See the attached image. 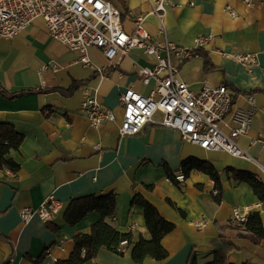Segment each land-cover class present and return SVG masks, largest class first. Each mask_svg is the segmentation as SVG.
Here are the masks:
<instances>
[{
  "label": "crops",
  "instance_id": "1",
  "mask_svg": "<svg viewBox=\"0 0 264 264\" xmlns=\"http://www.w3.org/2000/svg\"><path fill=\"white\" fill-rule=\"evenodd\" d=\"M109 1L120 9L128 33L145 16L153 42L167 38L194 48L197 36L210 37L203 54L180 66L178 77L194 90L206 82L227 85L235 108H249L247 97L253 96L256 115L248 133L237 142L254 160L185 141L179 130L160 124L161 111L139 134L122 136L121 95L128 88L144 95L151 92L155 81L145 83L138 70L154 64L156 57L136 47L122 59L109 60L101 49L91 47L87 51L91 63L85 65L79 61L80 52L53 38L45 22L37 19L13 38L0 37V86L7 92L0 91V122L12 123L24 135L19 149L7 155L19 169L13 171L9 164L0 168V264H55V258H68L75 236L90 233L99 219L92 212L76 225L68 224L65 212L70 202L108 193H115L117 199L110 221L122 232L133 231L136 240L150 237L143 207L132 205L137 194L175 225L162 240L168 256L163 260L147 257L141 264H188L194 253L203 264L212 259L211 252L222 238L230 245L231 262L264 264V239L256 243L232 219L238 206L249 214L259 212L264 226V200L248 182L228 171L248 170L264 183V0H254L253 6L242 0H172L176 6L165 16L166 38L158 18L149 13V0ZM228 6L237 17L226 10ZM241 52L254 53L256 62L240 63L230 55ZM24 90L28 92L9 96ZM86 92L112 109L116 120L92 126L81 110ZM191 156L209 161L219 171L220 203L215 200L214 180L204 172L193 170L181 184L168 180L167 173L178 172L181 161ZM50 195L63 202L60 213L51 222L35 216L24 223L21 209L38 207ZM199 220L206 223L198 227ZM48 247L50 254L37 263ZM85 264L136 263L131 247L124 246L122 254L101 248Z\"/></svg>",
  "mask_w": 264,
  "mask_h": 264
},
{
  "label": "built area",
  "instance_id": "2",
  "mask_svg": "<svg viewBox=\"0 0 264 264\" xmlns=\"http://www.w3.org/2000/svg\"><path fill=\"white\" fill-rule=\"evenodd\" d=\"M242 1L248 6L255 4L254 0ZM149 3V13L158 18L160 30L166 38L165 16L167 10L176 4L172 0H149ZM226 10L232 17H237L235 9L228 6ZM37 19L45 22L53 38L71 51L80 52L79 61L85 65L91 63L87 55L91 47L101 49L109 60L122 59L136 47H143L147 55L156 57L154 64L138 70L145 83L151 79L155 81L151 92L144 95L128 88L121 95L124 109L120 126L122 136L139 134L148 123L154 122L155 113L161 111L164 116L160 124L179 130L185 141L205 150L225 151L254 160L237 142L240 136L248 133L256 115L253 96L247 97L249 108H235L234 95L227 85L214 86L206 82L201 89L194 90L178 77L180 66L194 56L195 49L204 48L210 37L197 36L194 48L181 47L167 38L163 43L153 42L145 27V16L139 17L135 30L128 33L123 27L120 9L109 0H0L1 38L15 37ZM161 51L165 52L164 56ZM230 55L240 63L256 62L254 53ZM86 93L81 110L92 126L100 127L116 120L112 109L105 107L96 96ZM227 117H230L229 122ZM8 173L12 170L9 169ZM174 176L179 184L184 181L181 169ZM168 180L172 182L170 178ZM217 193L218 190L214 189V194ZM63 206L62 201L50 195L38 207L22 208L20 215L24 223L35 216L51 222ZM248 216L247 209L233 208L232 219L237 224L245 223ZM205 223L206 220H199L196 225L202 227ZM45 252L50 254V247Z\"/></svg>",
  "mask_w": 264,
  "mask_h": 264
},
{
  "label": "trees",
  "instance_id": "3",
  "mask_svg": "<svg viewBox=\"0 0 264 264\" xmlns=\"http://www.w3.org/2000/svg\"><path fill=\"white\" fill-rule=\"evenodd\" d=\"M201 54H203V48L194 50V56ZM0 91L7 94L1 86ZM27 92L24 90L9 94V96L16 97ZM23 140L24 135L12 123L0 122V168L9 164L13 171L19 169V164L11 159H7V155L12 150L19 149ZM181 170L184 174V179L188 178L193 170H198L209 175L215 182V189L218 190V193L214 195L215 200L218 203L222 201L223 186L220 173L213 164L207 160L191 156L181 161ZM228 171L232 172L234 178L237 180L248 182L258 198L264 200V183L255 173L235 168H228ZM167 175L173 183L179 184L174 176V172H168ZM152 186L150 185L148 187L151 188ZM132 205H140L143 207L146 226L150 235L149 238L140 236L136 240L133 231L122 232L112 224L110 220H113L117 207L115 193L74 198L65 212V220L68 224L76 225L92 212H97L99 219L92 225L90 233L75 236L74 249L70 256L66 259H58L55 264H85L93 259L101 248H108L115 253L122 254L124 246L131 247L132 258L136 264H141L147 257L156 260L165 259L168 256V252L162 245V240L174 230L175 225L166 220L158 209L140 194L133 197ZM172 205L176 207L174 203ZM177 209L183 214L182 210ZM234 224L248 231L256 243L264 239V226L259 212L250 213L248 220L243 224ZM124 241H126V244H122ZM229 248L230 245L227 240L222 238L220 242L215 244L211 252L212 259L203 264H235L229 260ZM45 256L46 252L36 262L40 263ZM2 264L9 263L5 262ZM188 264H201L196 253L190 257Z\"/></svg>",
  "mask_w": 264,
  "mask_h": 264
},
{
  "label": "rangeland",
  "instance_id": "4",
  "mask_svg": "<svg viewBox=\"0 0 264 264\" xmlns=\"http://www.w3.org/2000/svg\"><path fill=\"white\" fill-rule=\"evenodd\" d=\"M10 39V38H9Z\"/></svg>",
  "mask_w": 264,
  "mask_h": 264
}]
</instances>
